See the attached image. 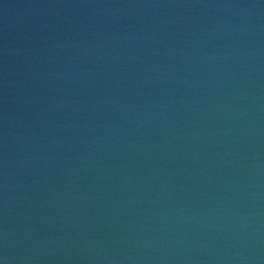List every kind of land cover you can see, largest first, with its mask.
Segmentation results:
<instances>
[{"label":"water","instance_id":"obj_1","mask_svg":"<svg viewBox=\"0 0 264 264\" xmlns=\"http://www.w3.org/2000/svg\"><path fill=\"white\" fill-rule=\"evenodd\" d=\"M0 264H264V0H0Z\"/></svg>","mask_w":264,"mask_h":264}]
</instances>
